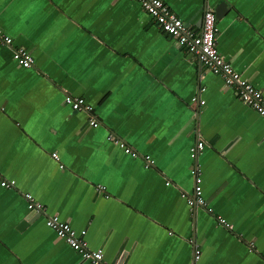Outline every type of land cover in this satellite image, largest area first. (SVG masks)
I'll return each mask as SVG.
<instances>
[{
	"label": "crops",
	"instance_id": "1",
	"mask_svg": "<svg viewBox=\"0 0 264 264\" xmlns=\"http://www.w3.org/2000/svg\"><path fill=\"white\" fill-rule=\"evenodd\" d=\"M163 1L197 33L212 10L219 53L264 95V0ZM0 29L34 59L23 68L0 45V180L15 181L0 186V264H89L23 193L85 230L108 264H264V118L138 1L0 0ZM198 141L212 212L183 196Z\"/></svg>",
	"mask_w": 264,
	"mask_h": 264
},
{
	"label": "built area",
	"instance_id": "2",
	"mask_svg": "<svg viewBox=\"0 0 264 264\" xmlns=\"http://www.w3.org/2000/svg\"><path fill=\"white\" fill-rule=\"evenodd\" d=\"M141 4L143 10L150 15L156 22L159 29L168 33L176 39L178 44L185 48L189 53L194 55L197 60L205 66L210 72L218 76L224 86L233 88L238 98L251 109H253L260 117L264 118V95L262 91L238 73L231 64L223 58L219 53L216 46V33L217 26L215 16L212 10H206L202 16V25L199 33L189 29L183 21L174 14L163 0H136ZM0 45L10 46L12 50L13 60L23 68H32L34 66V59L31 54L24 48L13 47L12 39L10 36L4 34L0 29ZM201 91L203 88L200 89ZM191 103L203 104L204 100L200 99L197 95L191 97ZM63 103L66 104L73 111L83 110L90 113L92 106L87 104L81 97H74L70 94L63 96ZM91 126H97L98 123L94 119L90 120ZM108 139L126 154L132 157H138L139 154L126 143L112 135ZM204 148L203 141H198L189 148V156L193 160L191 167V174L193 178L192 192L183 194L186 198L187 204L191 207L198 205L206 208L208 212H212L211 208H207L203 190L201 186V170L196 162L198 155ZM51 156L58 159L56 153ZM145 167L153 165V160L149 155H143ZM1 187H14V180H0ZM103 189V187H100ZM22 197L26 203L28 211L35 212L43 215L45 225L51 229L55 235L64 240L69 247L80 254L81 259L87 261L89 264H108L104 261L103 252L101 249H90L84 239L85 230L77 232L69 223L60 220L55 214H47L41 202H38L30 193H23ZM219 225L233 228L232 223L226 222L221 216L215 217ZM199 250H195L194 259L199 258ZM117 264V263H111Z\"/></svg>",
	"mask_w": 264,
	"mask_h": 264
},
{
	"label": "water",
	"instance_id": "3",
	"mask_svg": "<svg viewBox=\"0 0 264 264\" xmlns=\"http://www.w3.org/2000/svg\"><path fill=\"white\" fill-rule=\"evenodd\" d=\"M33 213V212H32ZM26 221H29V217H26V219H25Z\"/></svg>",
	"mask_w": 264,
	"mask_h": 264
}]
</instances>
